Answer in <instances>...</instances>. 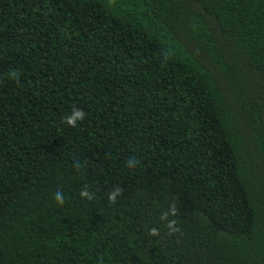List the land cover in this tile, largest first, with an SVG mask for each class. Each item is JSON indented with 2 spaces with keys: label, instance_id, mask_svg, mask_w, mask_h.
I'll return each instance as SVG.
<instances>
[{
  "label": "trees",
  "instance_id": "trees-1",
  "mask_svg": "<svg viewBox=\"0 0 264 264\" xmlns=\"http://www.w3.org/2000/svg\"><path fill=\"white\" fill-rule=\"evenodd\" d=\"M0 264H264V0H0Z\"/></svg>",
  "mask_w": 264,
  "mask_h": 264
},
{
  "label": "clouds",
  "instance_id": "clouds-1",
  "mask_svg": "<svg viewBox=\"0 0 264 264\" xmlns=\"http://www.w3.org/2000/svg\"><path fill=\"white\" fill-rule=\"evenodd\" d=\"M85 117V112L82 109L79 108H73L71 115L65 117V122L72 127H75L77 125V121H82ZM127 165L129 168H134L135 167V162L134 159H130L127 161ZM121 193V190L119 188L115 189L114 191L109 193V200L112 201L113 203L116 201L117 196H119ZM55 200L62 205L64 203V196L61 192L57 191L55 194ZM81 197H87L88 199H91L92 196L87 190H83L80 193ZM177 212V209L172 206L169 210V212L164 213L161 216V220H166L169 216V214L175 216ZM176 221L171 220L168 222L167 227L170 230V233H174L179 231V228L175 226ZM151 235H158V230L153 228L151 229Z\"/></svg>",
  "mask_w": 264,
  "mask_h": 264
}]
</instances>
